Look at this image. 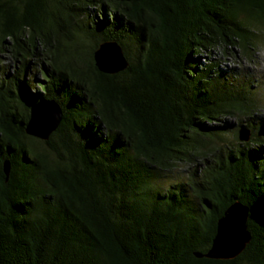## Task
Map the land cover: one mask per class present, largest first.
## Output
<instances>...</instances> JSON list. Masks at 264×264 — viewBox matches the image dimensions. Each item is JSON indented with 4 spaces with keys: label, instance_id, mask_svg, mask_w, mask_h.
<instances>
[{
    "label": "trees",
    "instance_id": "1",
    "mask_svg": "<svg viewBox=\"0 0 264 264\" xmlns=\"http://www.w3.org/2000/svg\"><path fill=\"white\" fill-rule=\"evenodd\" d=\"M262 35L264 0H0V56L16 61L13 74L0 64V264H264V119L239 70L202 62L217 49L253 59ZM111 40L129 62L117 73L94 57ZM41 98L63 112L47 140L26 131ZM225 117L250 139L224 144ZM237 201L250 242L207 257Z\"/></svg>",
    "mask_w": 264,
    "mask_h": 264
},
{
    "label": "water",
    "instance_id": "2",
    "mask_svg": "<svg viewBox=\"0 0 264 264\" xmlns=\"http://www.w3.org/2000/svg\"><path fill=\"white\" fill-rule=\"evenodd\" d=\"M94 57L98 68L106 73L120 72L129 65L122 46L112 40L102 42L95 50ZM62 119L63 112L59 104L55 100L41 98L31 106L26 131L30 135L47 140ZM250 136L251 130L248 127L240 129L241 141L249 140ZM4 171L8 179L11 171L9 161L4 162ZM248 216L249 208L238 201L228 207L218 220L212 248L205 255L215 259H232L242 253L252 238L247 225Z\"/></svg>",
    "mask_w": 264,
    "mask_h": 264
},
{
    "label": "rangeland",
    "instance_id": "3",
    "mask_svg": "<svg viewBox=\"0 0 264 264\" xmlns=\"http://www.w3.org/2000/svg\"><path fill=\"white\" fill-rule=\"evenodd\" d=\"M234 53L225 54L220 50H213L212 52L202 53V62L209 63L215 61L219 67L225 71L236 69L239 70V79L242 83L247 82L250 87L253 98L259 104V111L253 115L256 118L255 121L264 119V35H262L261 41L259 42V48L256 51V55L253 59L244 57L239 49L234 48ZM34 58V57H33ZM15 59L11 57L10 53H3L0 56V64L9 66L8 71L10 74L15 72ZM35 62V61H34ZM29 79L27 80L29 90L31 92H39L42 94L41 88L38 86L39 83L45 82V78L38 71L33 69L29 72ZM27 75V76H28ZM225 121L230 123V130L225 133V143L231 145L232 143L244 142L236 138L235 130L239 128L238 120L231 117H225ZM222 143V142H221ZM204 166L203 160H198L196 164L189 162L180 161L172 169L165 170L154 185L155 192H160L162 195L167 191L171 190L173 186L182 185L186 182L188 175L192 173L195 167ZM191 198V197H190Z\"/></svg>",
    "mask_w": 264,
    "mask_h": 264
}]
</instances>
